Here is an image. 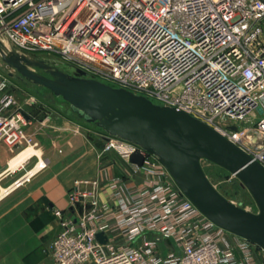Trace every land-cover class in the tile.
Returning a JSON list of instances; mask_svg holds the SVG:
<instances>
[{
  "label": "built area",
  "instance_id": "built-area-1",
  "mask_svg": "<svg viewBox=\"0 0 264 264\" xmlns=\"http://www.w3.org/2000/svg\"><path fill=\"white\" fill-rule=\"evenodd\" d=\"M0 35L18 55H52L186 112L264 167V0H0ZM8 82L0 73V143L13 151L32 138ZM100 137L106 177L74 180L66 211L53 209L51 264H264V252L201 214L157 158ZM111 152L128 174L107 176ZM46 164L37 156L27 176Z\"/></svg>",
  "mask_w": 264,
  "mask_h": 264
},
{
  "label": "water",
  "instance_id": "water-1",
  "mask_svg": "<svg viewBox=\"0 0 264 264\" xmlns=\"http://www.w3.org/2000/svg\"><path fill=\"white\" fill-rule=\"evenodd\" d=\"M19 60L18 64H11L28 80L66 101L79 119L157 158L201 214L264 252V167L248 153L186 112L152 103L125 88L86 78L80 69L70 75L36 63L47 70L46 77L26 69L24 63L28 59ZM201 159L233 174L249 191L257 211L245 210L224 198L207 179ZM129 160L140 166L143 156L132 154ZM96 239L105 242L102 233Z\"/></svg>",
  "mask_w": 264,
  "mask_h": 264
},
{
  "label": "crops",
  "instance_id": "crops-1",
  "mask_svg": "<svg viewBox=\"0 0 264 264\" xmlns=\"http://www.w3.org/2000/svg\"><path fill=\"white\" fill-rule=\"evenodd\" d=\"M24 114L47 164L27 176V168L37 162L38 155L32 154L10 169L11 159L22 150L11 152L0 143V193L10 187L0 197V264H51L49 247L59 230L53 209L66 211L74 180L106 177L99 171L102 131L68 118L47 116L37 122L34 115ZM107 156L114 162L106 170L108 177L127 173V165L115 153ZM17 180L20 184L13 187Z\"/></svg>",
  "mask_w": 264,
  "mask_h": 264
},
{
  "label": "rangeland",
  "instance_id": "rangeland-1",
  "mask_svg": "<svg viewBox=\"0 0 264 264\" xmlns=\"http://www.w3.org/2000/svg\"><path fill=\"white\" fill-rule=\"evenodd\" d=\"M20 57L28 59V63H24V67L26 69L41 76H46V74L44 73V70L40 69L36 65V63L42 64L46 68L58 69L70 75L75 73L72 66L52 55H46L43 53H36L34 55L16 54L11 43L5 38V36L0 35V73L8 77V89L14 94V99L16 100V104L14 106L15 108H19V110H23L24 112L34 115L37 122H40L47 116H50V118H68L73 122L79 124L83 123L95 131L100 130L96 125L87 123L73 114L66 101H63L59 97H55L48 89L28 80L21 72H19L11 63L18 64L20 62ZM85 77L90 78L87 75ZM94 79H97L107 85L110 84L99 77H94ZM29 129H34V127L30 126L27 122L25 130L30 135ZM31 138V144H22L19 147L21 150L30 147L36 151L39 150V153H41L40 141H38L35 136H31ZM17 148L14 150H18ZM12 154L13 153H11V155ZM39 157L43 159L41 155ZM33 158H36V156ZM33 165L27 169H31ZM200 166L204 170L209 182L224 198L236 205H239L245 210H249L251 212L257 211L254 199L251 197L249 191L241 186V183L233 174H230L225 169L219 167L218 165H214L205 159H201ZM253 248L255 250L256 257L262 260L261 251H258L255 245H253Z\"/></svg>",
  "mask_w": 264,
  "mask_h": 264
},
{
  "label": "bare ground",
  "instance_id": "bare-ground-1",
  "mask_svg": "<svg viewBox=\"0 0 264 264\" xmlns=\"http://www.w3.org/2000/svg\"><path fill=\"white\" fill-rule=\"evenodd\" d=\"M32 154H36L39 157V151L38 150L36 151V150H34V149L30 148V147L22 150V152L20 154H18V156H16L15 158H12L11 159V161L9 163V168L12 169V168H15L16 166L20 165L22 163V161H24L25 158H27L28 156H30ZM41 162L42 161L40 160L39 163H41ZM38 166H39V164H37V167ZM35 169L31 170L30 172L34 171ZM9 189H10V187L8 189L3 190L0 193V197L3 196V195H5V194H7L8 191H9Z\"/></svg>",
  "mask_w": 264,
  "mask_h": 264
},
{
  "label": "flooded vegetation",
  "instance_id": "flooded-vegetation-1",
  "mask_svg": "<svg viewBox=\"0 0 264 264\" xmlns=\"http://www.w3.org/2000/svg\"><path fill=\"white\" fill-rule=\"evenodd\" d=\"M48 69V68H47ZM42 70H44V73L46 74V77H49V75H48V73H47V70H45V69H42Z\"/></svg>",
  "mask_w": 264,
  "mask_h": 264
},
{
  "label": "trees",
  "instance_id": "trees-1",
  "mask_svg": "<svg viewBox=\"0 0 264 264\" xmlns=\"http://www.w3.org/2000/svg\"><path fill=\"white\" fill-rule=\"evenodd\" d=\"M100 129V128H99ZM101 130V129H100ZM102 131V130H101ZM103 132V131H102Z\"/></svg>",
  "mask_w": 264,
  "mask_h": 264
}]
</instances>
